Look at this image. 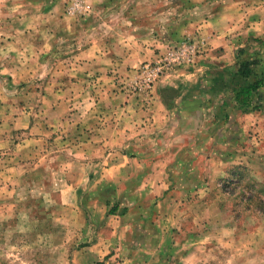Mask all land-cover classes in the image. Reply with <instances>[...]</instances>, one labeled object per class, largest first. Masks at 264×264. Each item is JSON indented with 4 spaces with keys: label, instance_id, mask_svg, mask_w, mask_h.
Instances as JSON below:
<instances>
[{
    "label": "rangeland",
    "instance_id": "obj_1",
    "mask_svg": "<svg viewBox=\"0 0 264 264\" xmlns=\"http://www.w3.org/2000/svg\"><path fill=\"white\" fill-rule=\"evenodd\" d=\"M71 1L0 0V32L8 21L12 24L24 14L41 15L56 6L58 16L68 18L73 28L81 30V20L91 13L92 1L84 0L85 14L69 15ZM134 1L106 0L97 6V12H119L123 17L128 4L133 5ZM240 1L247 8L254 7L256 13L250 16L254 22H264L262 0ZM147 2L154 11L166 9L171 14L165 23L174 36L181 27L188 26L191 11L199 4L194 0ZM49 20L41 21L42 26ZM36 23L28 26L34 28ZM54 28L64 30L65 22ZM261 29L262 23L258 26L260 33L264 30ZM194 33L189 29L181 38L175 37L154 59L134 68L128 77L117 79L111 84L114 92L135 97L150 109L153 91L183 68L156 83L147 96L129 91L130 78L145 64L156 62L184 42L203 46L195 66L184 68L196 69L207 54H211L210 58L226 53L232 56L234 46L236 52L239 48L245 50L239 57L258 54L264 60V36L255 31L249 37L230 40V51L226 48L212 53ZM1 44H5L2 38ZM2 63L7 65L0 60L1 69ZM12 81L10 76L0 75V264H264V211L242 206L236 194L233 196L236 181L231 182L229 195L221 189V181L230 178L229 170L243 166L247 169L243 171L244 181L264 204V111L258 119L242 122L243 128L247 127L234 151L229 152L236 153L231 154L232 164L212 155L210 147L204 154L207 158H197L196 144H184V159L194 161V165L185 166L189 174L184 175V182L188 186L181 183L179 190L185 191L183 195L176 189L174 195L163 197L166 202L159 212L154 211L157 203L148 196L152 166L147 160L162 156L169 144H79L85 135L77 128L70 129L69 120L64 117L66 100L49 98L47 93L54 90L49 79L22 85ZM138 153L148 159H133L138 164L121 161L138 158ZM119 164L114 172L113 165ZM175 173L172 169L171 188L180 186L174 180ZM96 244V257L86 259L84 250Z\"/></svg>",
    "mask_w": 264,
    "mask_h": 264
},
{
    "label": "crops",
    "instance_id": "obj_2",
    "mask_svg": "<svg viewBox=\"0 0 264 264\" xmlns=\"http://www.w3.org/2000/svg\"><path fill=\"white\" fill-rule=\"evenodd\" d=\"M91 1L92 11L81 20V30L73 28L68 18L62 19L55 13L58 6L41 15L24 14L12 24L8 21L0 32V38L5 42L0 45V60L7 63L1 64L0 75L10 76L12 82L18 85L49 79V84L54 85V90L47 93L50 94L49 98L66 100L64 117L69 120L70 129L74 131L77 128L85 135L79 144H126V147L131 144H169L162 156H151L147 160L152 166L148 196L154 200V204L157 203L154 211L157 209L161 212V204L166 202L162 200L163 197L174 195L176 189H181V183L188 186L184 182L187 179L184 175L189 174L185 166L194 165V161L184 159V144H196L194 150H198L197 158H207L204 154L210 147L212 155L214 153L224 163L232 164L236 153L229 152L231 149L234 151L247 127L243 128L242 122L254 117L258 119L261 115L236 113L230 124L214 129L213 113L202 106V101L198 99L202 97L181 102L178 95L171 96L166 105L161 91L177 88L182 82L196 83L198 76L211 68L235 64L243 49L237 48L236 52L234 46L232 56L226 53L218 58H210L211 54H207L200 59L196 69L176 70L153 91L150 109L144 108L135 97L114 92L111 84L120 77H128L142 63L154 59L165 50L167 43L175 37L181 38L189 29L196 31L195 35L199 34L208 52L212 53L217 49L227 48L230 51L231 48L227 47L230 40L244 35L249 37L253 31L263 37L264 22H254L250 17L256 13L254 7L247 8L240 0H219V3L218 0L208 3L194 0L199 4L191 11L192 19L174 36L167 31L165 23L171 14L166 9L154 11L147 0H135L133 5L128 4L123 17L119 12H97V6L106 0ZM142 3L144 7H140ZM93 7H96L95 12ZM187 14L190 15V12ZM46 20L50 21L49 24L42 26L41 21ZM35 21L38 23L30 28L28 24ZM63 22L66 25L64 30L54 28ZM261 23L262 33L258 30ZM51 24L53 27L49 28ZM55 107L59 109L56 104ZM54 114L57 115V110ZM122 157L127 158V155ZM144 158L139 154L138 158L121 161L138 164ZM133 159L139 161L134 162ZM120 166L113 165L112 169L115 172V167ZM172 169H175L177 176H174V180L179 182V187L172 183L174 188H171L169 179ZM179 191L182 195L185 192ZM98 246L96 244L84 250L86 259L96 257Z\"/></svg>",
    "mask_w": 264,
    "mask_h": 264
},
{
    "label": "trees",
    "instance_id": "obj_3",
    "mask_svg": "<svg viewBox=\"0 0 264 264\" xmlns=\"http://www.w3.org/2000/svg\"><path fill=\"white\" fill-rule=\"evenodd\" d=\"M244 51L239 53L244 55ZM161 95L166 105L171 96L178 95L181 102L196 96L202 97L198 99L202 101V106L213 113V126L216 129L223 124H230L232 116L236 113L251 114L264 111V60L258 54L247 58L240 56L231 66L211 68L199 75L196 83L182 82L177 88L161 91ZM244 169L246 168L243 166L231 168L230 178L221 181L224 185L221 189L229 195V186L233 184L231 182L236 181L232 186L233 196L236 194L235 197L246 210L254 207L259 211L260 208V213H263V200L257 193H253L254 190L249 188L251 185L244 181Z\"/></svg>",
    "mask_w": 264,
    "mask_h": 264
},
{
    "label": "built area",
    "instance_id": "obj_4",
    "mask_svg": "<svg viewBox=\"0 0 264 264\" xmlns=\"http://www.w3.org/2000/svg\"><path fill=\"white\" fill-rule=\"evenodd\" d=\"M87 7L84 0H72L69 15L85 14ZM203 46L184 42L172 47L159 60L154 63L145 64L136 71L128 82V89L133 94L142 96L149 95L156 83L163 80L168 74L176 69L194 67L196 58L202 52Z\"/></svg>",
    "mask_w": 264,
    "mask_h": 264
}]
</instances>
